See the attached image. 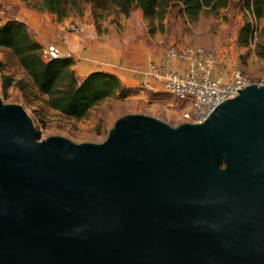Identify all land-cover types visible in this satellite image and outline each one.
<instances>
[{
  "label": "water",
  "instance_id": "water-1",
  "mask_svg": "<svg viewBox=\"0 0 264 264\" xmlns=\"http://www.w3.org/2000/svg\"><path fill=\"white\" fill-rule=\"evenodd\" d=\"M0 264H264V87L101 144L40 141L0 98Z\"/></svg>",
  "mask_w": 264,
  "mask_h": 264
},
{
  "label": "rangeland",
  "instance_id": "rangeland-1",
  "mask_svg": "<svg viewBox=\"0 0 264 264\" xmlns=\"http://www.w3.org/2000/svg\"><path fill=\"white\" fill-rule=\"evenodd\" d=\"M42 5V0H0V19L3 23L10 19L28 20L32 36L46 44L60 32L58 24L67 29L75 27L78 18L95 21L99 30L108 29L104 23L115 25L118 30L126 28V22H121L123 15L110 3H80L78 8L69 9L62 20L43 11ZM138 13L143 12L135 9L132 14L136 16ZM143 18L152 35L164 37L168 51L174 47L203 48L224 62L228 59L237 62L244 74L255 83L264 76V57L260 56L264 53V21L247 12L243 0H232L226 8L215 13L207 9L197 20L187 19L178 7L168 10L162 26L158 20ZM137 21L142 23L141 17ZM248 25L254 33L246 41ZM134 29L141 34L145 26L136 24ZM7 78L12 79L13 84L6 87ZM20 80L27 84L25 91L14 84ZM128 89L127 98L115 95L95 107L87 118L68 119L46 105V97L33 86L18 59L10 50L0 47V98L7 104L21 105L26 110L40 135V141L60 136L76 144H101L106 141L116 121L131 114L151 116L173 127L181 125L182 113L187 108L184 101L143 86Z\"/></svg>",
  "mask_w": 264,
  "mask_h": 264
},
{
  "label": "trees",
  "instance_id": "trees-1",
  "mask_svg": "<svg viewBox=\"0 0 264 264\" xmlns=\"http://www.w3.org/2000/svg\"><path fill=\"white\" fill-rule=\"evenodd\" d=\"M28 1V0H21ZM232 0H42V10L56 15L62 20L69 9H76L80 3H110L118 13L129 18L135 9H140L146 19L163 21L171 7H178L189 20H197L205 11L217 12L226 8ZM244 9L257 20L264 21V0H243ZM254 29L246 27V41L253 37ZM0 47L6 48L18 59L20 67L30 78L38 92L45 96L46 105L64 117L83 120L91 111L107 99L119 95L127 98L129 89L115 75L106 72H94L80 79L75 70L73 58L46 60L44 46L31 34L27 24L15 19L5 23L0 19ZM264 57V53L260 54ZM7 86L13 84L6 79ZM23 91L27 89L25 81L14 83ZM40 135L38 134V139Z\"/></svg>",
  "mask_w": 264,
  "mask_h": 264
},
{
  "label": "crops",
  "instance_id": "crops-1",
  "mask_svg": "<svg viewBox=\"0 0 264 264\" xmlns=\"http://www.w3.org/2000/svg\"><path fill=\"white\" fill-rule=\"evenodd\" d=\"M139 17L142 23L137 21ZM143 17V13L132 14L127 19L122 16L121 22H126L124 30H118L108 23H104V26H108L107 30H99L95 21L76 19L78 31L70 34L67 49L75 60L77 76L84 79L94 72H106L117 76L127 87L145 85L149 90L162 91L164 80L155 81L150 76L156 70L164 75L166 68L179 73L184 65L179 60L168 58L164 37L152 35ZM18 21L30 26L28 20ZM136 24L145 26L141 34L134 29ZM63 26L58 24V29H65ZM54 38L56 36L52 37V41ZM38 42L44 47L47 45L45 41Z\"/></svg>",
  "mask_w": 264,
  "mask_h": 264
},
{
  "label": "built area",
  "instance_id": "built-area-1",
  "mask_svg": "<svg viewBox=\"0 0 264 264\" xmlns=\"http://www.w3.org/2000/svg\"><path fill=\"white\" fill-rule=\"evenodd\" d=\"M77 31V27L60 29L56 38L44 47V58H71L67 49L69 36ZM168 58L179 60L184 69L175 73L166 68L164 75L156 70L150 79H163L162 91L187 104L181 124H202L221 104L234 99L241 90L252 85L264 87V76L255 83L244 74L237 62L232 59L224 62L203 48L174 47L168 51Z\"/></svg>",
  "mask_w": 264,
  "mask_h": 264
}]
</instances>
